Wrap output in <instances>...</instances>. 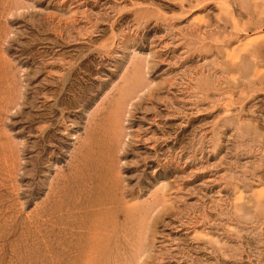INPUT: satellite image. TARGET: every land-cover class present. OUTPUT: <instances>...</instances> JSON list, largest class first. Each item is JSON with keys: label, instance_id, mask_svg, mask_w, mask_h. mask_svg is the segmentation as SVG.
<instances>
[{"label": "rangeland", "instance_id": "1", "mask_svg": "<svg viewBox=\"0 0 264 264\" xmlns=\"http://www.w3.org/2000/svg\"><path fill=\"white\" fill-rule=\"evenodd\" d=\"M87 259L264 264V0H0V264Z\"/></svg>", "mask_w": 264, "mask_h": 264}, {"label": "bare ground", "instance_id": "2", "mask_svg": "<svg viewBox=\"0 0 264 264\" xmlns=\"http://www.w3.org/2000/svg\"><path fill=\"white\" fill-rule=\"evenodd\" d=\"M133 95V94H132ZM130 97H132V96H130ZM133 98V97H132ZM129 101H131V100H129ZM130 104V103H129ZM119 108V107H118ZM113 109V108H112ZM115 115V114H114ZM116 116V115H115ZM113 119V118H112ZM114 123L117 121V120H115V118H114ZM122 124V123H121ZM100 128V127H99ZM103 130V129H102ZM107 130V129H106ZM116 131V130H115ZM120 139V138H119ZM118 145V144H117ZM121 148V147H120ZM123 151V150H122ZM118 152V151H117ZM120 153V152H119ZM156 204V203H155ZM155 204H153V205H155ZM156 207V206H155ZM153 211V210H152ZM150 213H151V211H150ZM116 224V223H115ZM71 234V233H70ZM97 236H98V234H97ZM116 236V235H115ZM93 237V236H92ZM96 237V236H95ZM101 238V237H100ZM94 239V238H93ZM101 239H103V238H101ZM95 240L97 241V239L95 238ZM117 240V239H116ZM95 241V242H96ZM100 242V241H99ZM103 243H104V240H103ZM95 244V243H94ZM98 246H100V245H98ZM103 246V245H102ZM94 247V246H93ZM107 248V247H106ZM94 251H95V249H94ZM99 251V250H98ZM111 251V250H110ZM139 251V250H138ZM99 253V252H98ZM85 254V253H84ZM93 255V254H92ZM107 256H108V254H107ZM93 257L95 258V257H97V256H95V255H93ZM93 257H92V259H90V260H93ZM110 259V258H109ZM53 260V259H52ZM88 260V259H87ZM90 260H88L89 262H90ZM94 261H95V259H94ZM99 261V260H98ZM113 261V260H112ZM147 262V261H146ZM91 264H93V262H90ZM84 264H86V262L84 263ZM88 264V263H87Z\"/></svg>", "mask_w": 264, "mask_h": 264}]
</instances>
